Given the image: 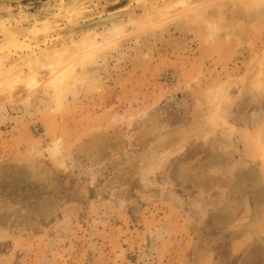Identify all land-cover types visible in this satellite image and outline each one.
<instances>
[{"label":"rangeland","instance_id":"374dc122","mask_svg":"<svg viewBox=\"0 0 264 264\" xmlns=\"http://www.w3.org/2000/svg\"><path fill=\"white\" fill-rule=\"evenodd\" d=\"M61 1L0 19L140 23L0 90V264H264V0Z\"/></svg>","mask_w":264,"mask_h":264},{"label":"bare ground","instance_id":"6f19581e","mask_svg":"<svg viewBox=\"0 0 264 264\" xmlns=\"http://www.w3.org/2000/svg\"><path fill=\"white\" fill-rule=\"evenodd\" d=\"M197 1L198 0H193L192 2L196 3ZM182 3H184V1ZM59 6L61 7V4ZM59 9L64 10L63 21L68 22L66 24L72 23L71 20L82 13L80 11H77L76 8L71 9L68 7H64L63 9L61 7L58 8V10ZM58 14L60 13L58 12ZM32 17H34L33 22L27 27L18 26V23L20 24L19 20L12 21L0 19V53L8 56L10 53L16 54L26 51V56L24 57V59H22L21 61L19 60V62L12 63L11 65L9 64L10 66H4V69L2 70L0 69V90L5 88L11 91L18 84H23L30 90H33L38 86V84H40L38 79V71L41 68L47 70V72L49 73L46 82H48L49 84H53L56 88L58 86H62L69 76L68 70L70 62L84 56L83 53L85 52L94 53L93 50H95L97 45L109 43V41H112L120 36L124 32L126 24L140 23L139 19L138 22L135 18L132 17L127 18V22L114 23V20L112 19V21L99 20L97 21V23L101 25V29L99 30V32H89V29L82 30L83 32H81V35H78L76 38H72L70 41H68L66 38H63V35L65 34L61 33V31L65 29L61 28V23H53L50 20L40 21L39 19L35 18V16ZM106 22H110L109 25L106 24ZM15 24H17L19 29L22 30L23 33L25 32L28 36H35L36 34L44 33L45 37L43 39V42L41 41L43 44L38 45L37 43V45H34L31 43V39L29 37L20 36V34L15 33ZM35 48H39L40 51L33 52Z\"/></svg>","mask_w":264,"mask_h":264}]
</instances>
